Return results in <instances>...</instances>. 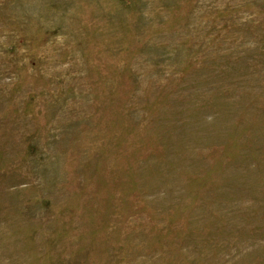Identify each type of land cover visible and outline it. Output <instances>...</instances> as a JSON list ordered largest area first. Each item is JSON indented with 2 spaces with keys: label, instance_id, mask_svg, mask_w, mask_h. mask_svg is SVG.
Returning a JSON list of instances; mask_svg holds the SVG:
<instances>
[{
  "label": "rangeland",
  "instance_id": "rangeland-1",
  "mask_svg": "<svg viewBox=\"0 0 264 264\" xmlns=\"http://www.w3.org/2000/svg\"><path fill=\"white\" fill-rule=\"evenodd\" d=\"M0 264H264V0H0Z\"/></svg>",
  "mask_w": 264,
  "mask_h": 264
}]
</instances>
